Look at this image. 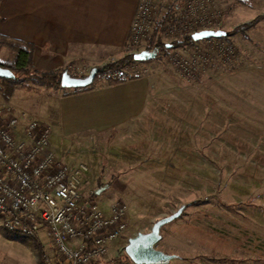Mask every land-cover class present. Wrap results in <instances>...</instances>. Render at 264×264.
<instances>
[{
	"label": "rangeland",
	"instance_id": "rangeland-1",
	"mask_svg": "<svg viewBox=\"0 0 264 264\" xmlns=\"http://www.w3.org/2000/svg\"><path fill=\"white\" fill-rule=\"evenodd\" d=\"M242 1L151 0L148 30L137 42L130 34L120 52L103 60L48 70L84 76L127 55L156 52L88 86L116 74L147 78L154 105L134 125L67 133L53 126L46 119L54 100L75 88L17 81L8 100L0 95V107L8 103L21 124L36 118L51 127L58 158L76 174L87 167L80 175L86 196L106 210L115 202L127 205L128 229L112 244L110 258L125 259L131 237L183 208L161 229L157 248L175 257L160 264H264V17L254 21L264 16V0ZM172 7L173 19L160 24ZM204 29L229 34L170 46ZM157 42L169 47L157 52ZM12 53L3 47L0 59ZM33 65L47 71L34 59ZM41 238L55 264L45 232ZM0 264H42L35 240L5 230L1 215Z\"/></svg>",
	"mask_w": 264,
	"mask_h": 264
},
{
	"label": "built area",
	"instance_id": "built-area-1",
	"mask_svg": "<svg viewBox=\"0 0 264 264\" xmlns=\"http://www.w3.org/2000/svg\"><path fill=\"white\" fill-rule=\"evenodd\" d=\"M150 1H139L130 33L136 42L148 30ZM13 112L8 103L0 107V215L5 230L39 240L45 232L55 264H131L109 257L112 244L128 229L127 205L115 202L106 210L86 196L80 175L87 167L76 174L58 158L48 124L36 118L21 124Z\"/></svg>",
	"mask_w": 264,
	"mask_h": 264
},
{
	"label": "crops",
	"instance_id": "crops-1",
	"mask_svg": "<svg viewBox=\"0 0 264 264\" xmlns=\"http://www.w3.org/2000/svg\"><path fill=\"white\" fill-rule=\"evenodd\" d=\"M139 1L1 0L0 34L32 43L41 70L103 60L128 43ZM149 92V80L142 76L106 82L56 98L46 120L65 133L134 125L154 105Z\"/></svg>",
	"mask_w": 264,
	"mask_h": 264
},
{
	"label": "trees",
	"instance_id": "trees-1",
	"mask_svg": "<svg viewBox=\"0 0 264 264\" xmlns=\"http://www.w3.org/2000/svg\"><path fill=\"white\" fill-rule=\"evenodd\" d=\"M1 1V0H0ZM240 2H243L240 0ZM174 7H172L168 12H166L163 15L162 20L160 21V24L165 23L167 20L172 18V11ZM264 16H258L254 21L259 20L263 18ZM173 19V18H172ZM249 24H246V26ZM244 27V26H240ZM227 34H229L227 32ZM195 40L192 37V34H185L183 39H178L173 41V44L170 45L172 47L182 44H191ZM3 47H7L11 50L12 55L10 59H0V66L6 67L11 69L15 77L14 78H2L0 77V95L8 100L14 93L16 89V82L17 81H33L40 84H54L56 86L61 85V78L63 72H54V71H40L36 69L33 65V55H34V45L32 43H23L20 41H14L8 39L6 36L0 34V50ZM168 45L157 42L154 46V49L159 52L166 50ZM134 60V55H127L123 57L120 60H115L110 63H108L104 70L99 72L96 76V79L94 82H96L97 78L100 76V74H104L110 71H117L120 70L122 67L126 66L130 62ZM137 76H130L125 74L123 77L119 79L114 78H108V83H118L122 82L127 79H132ZM24 89L31 90L30 86H23ZM85 89H90L89 87L85 88H76L75 91H82ZM12 234H15L13 232H10ZM36 245L39 248L40 257H41V263L42 264H51V261L49 257L47 256L46 252L44 251L43 245L39 240L34 239ZM120 257H115L112 259L113 262H116L120 260ZM125 259H130V257L126 254Z\"/></svg>",
	"mask_w": 264,
	"mask_h": 264
},
{
	"label": "water",
	"instance_id": "water-1",
	"mask_svg": "<svg viewBox=\"0 0 264 264\" xmlns=\"http://www.w3.org/2000/svg\"><path fill=\"white\" fill-rule=\"evenodd\" d=\"M227 34L224 30L204 29L192 34L195 41L211 37H222ZM156 56V52L144 50L134 54L136 60L150 59ZM104 68L93 67L89 74L84 76H73L68 70H64L61 78V86L64 88H85L92 85L99 72ZM0 77L14 78V72L6 67L0 66ZM180 208L171 215L158 219L152 226L151 230L146 233H138L129 239L125 251L130 259L136 264H160L170 261L175 257L174 254L167 253L157 248V244L162 239V227L178 218L182 213Z\"/></svg>",
	"mask_w": 264,
	"mask_h": 264
}]
</instances>
